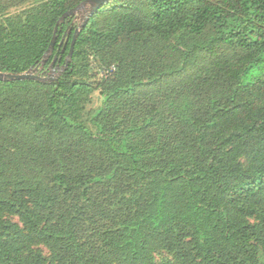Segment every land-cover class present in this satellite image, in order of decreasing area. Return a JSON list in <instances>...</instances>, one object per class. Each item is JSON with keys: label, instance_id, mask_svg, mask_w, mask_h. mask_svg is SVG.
<instances>
[{"label": "trees", "instance_id": "trees-1", "mask_svg": "<svg viewBox=\"0 0 264 264\" xmlns=\"http://www.w3.org/2000/svg\"><path fill=\"white\" fill-rule=\"evenodd\" d=\"M85 1L0 0V72ZM0 264H264V0H114L0 82Z\"/></svg>", "mask_w": 264, "mask_h": 264}, {"label": "water", "instance_id": "water-1", "mask_svg": "<svg viewBox=\"0 0 264 264\" xmlns=\"http://www.w3.org/2000/svg\"><path fill=\"white\" fill-rule=\"evenodd\" d=\"M114 0H87L83 3H81L77 8H75L74 10H71L70 12L66 13L61 20L59 21V23L57 24L56 30L55 32L58 31V27L59 25L65 21V19L67 17H74V21L72 22V24L68 27V30L65 34L66 35L70 34L72 32V30L75 28V34L71 43V47H70V51L68 54V57L66 58L65 61V65L59 69V66H54V62L49 66V69L51 70V75L49 77H43L40 74H37V70L39 69H43L47 59L49 58V56L52 54L54 46L56 44L57 41V34L55 33L54 39L51 43V46L48 50V52L45 55V59L43 60L42 64L36 67H32L31 69H29L27 72L25 73H21V74H11V73H3L0 72V82H13V81H20V80H28V79H33V80H38V81H42V82H52L58 79V77H60L66 70V68L69 66L71 60H72V56L74 53V49H75V45L77 42V39L79 37L80 32L85 28L87 22L89 21V19L95 14L97 13L100 9L110 5ZM82 10H84L85 12L88 11V14L86 15V17L84 19H81L78 17V14H80L82 12ZM78 20H82V22L75 27V22ZM56 74V77H53V75Z\"/></svg>", "mask_w": 264, "mask_h": 264}, {"label": "rangeland", "instance_id": "rangeland-1", "mask_svg": "<svg viewBox=\"0 0 264 264\" xmlns=\"http://www.w3.org/2000/svg\"><path fill=\"white\" fill-rule=\"evenodd\" d=\"M18 11H20V10H13V11H11V13H15V12H18ZM87 14H88V11L85 12L84 10H82V12L80 14H78V17L81 18V19H84ZM81 22H82V20L81 21L80 20L76 21L75 22V27L78 26ZM36 73L37 74H40L43 77H49L52 74L51 73V70L49 69L48 66H46V64H45V66H44L43 69H40V67H39V69L37 70ZM56 76H57L56 74L53 75V77H56ZM101 102H102L101 96L99 95V93H96L94 95V97H93V102H92V104L89 107L90 108H93V109L98 108L101 105ZM2 217L5 218V219H8L10 221L18 222L17 217L16 216H13V215H7V214H5ZM248 220L253 222L256 219L254 217H249ZM32 249L35 252L41 253L43 255V257L45 258L46 262H49L50 261V253H49V251L44 246H41V245H38V246L33 245L32 246Z\"/></svg>", "mask_w": 264, "mask_h": 264}]
</instances>
